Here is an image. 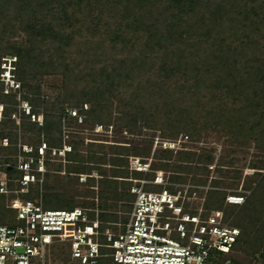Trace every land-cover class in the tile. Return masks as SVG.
Masks as SVG:
<instances>
[{"label":"trees","instance_id":"16d2710c","mask_svg":"<svg viewBox=\"0 0 264 264\" xmlns=\"http://www.w3.org/2000/svg\"><path fill=\"white\" fill-rule=\"evenodd\" d=\"M0 22V65L2 56L14 55L15 78L26 89L21 100L30 105L29 113H23L16 124L11 115L19 101L12 92H3L0 81V139L8 141L0 154V172L10 179L22 173L15 160L12 162L19 151L17 125L23 135L31 134L27 138L33 149L22 151L23 155L37 159V148L44 142V162L49 168L52 149L62 146L67 103L89 102L82 123L90 121L94 126L114 123L130 134L147 128L159 131L162 138L174 139L186 132L198 136L211 125L237 147L254 141L264 151V0H0ZM15 28L24 37L10 41ZM107 48L111 57L96 68ZM116 51L121 56L116 57ZM53 74L62 76L63 95L43 112L39 124L31 115L36 116L35 108L49 102L41 100L40 85L31 81ZM79 82L83 85L78 89ZM79 144L83 142L69 141L67 160L76 163L69 169L91 175L88 181L92 186L96 181L92 175L98 172L97 202L92 200L91 206L101 210L102 229L118 218L108 213L110 209L131 208L134 195L129 192L133 182L127 180V156L146 161L150 152L112 144L108 153L102 143L90 142L84 156L76 152ZM153 158L157 162L150 165L151 170L173 171L170 180L180 183H185L189 174L195 185L207 183L208 166L214 161L211 155L196 156L192 150L162 148H155ZM217 162L220 167L215 165V173L223 179L212 178L213 188L220 184L237 187L241 172L234 169L230 176L229 170L221 168L223 158ZM250 166L256 171L245 181L244 187L250 191L245 200L227 203V191L210 189L205 194L204 216L222 211V222L239 228L230 251L258 255L256 261L264 264V156L259 155ZM131 174L134 179L143 175L135 170ZM147 177L153 178V172ZM229 178L233 180L229 182ZM29 186L18 194L0 192L1 224L22 223L8 203L15 197L23 201L37 197L42 184ZM21 187L17 184L10 189ZM45 189L40 194L44 208L78 205L52 192L49 185ZM168 190L175 191L173 187ZM57 251L64 254V261L68 258L62 247ZM214 253L225 254L212 250L210 255ZM222 259L213 260L220 264ZM233 264L239 262L233 260Z\"/></svg>","mask_w":264,"mask_h":264},{"label":"built area","instance_id":"2783aa9c","mask_svg":"<svg viewBox=\"0 0 264 264\" xmlns=\"http://www.w3.org/2000/svg\"><path fill=\"white\" fill-rule=\"evenodd\" d=\"M14 60V57H10L1 62L3 70L0 79L5 85V92L8 88L20 86L13 71ZM70 104L67 103L64 108L62 123L72 118L82 123L90 104L83 103L80 107ZM2 109L0 104V118ZM25 111L29 113V108ZM99 126L102 127L96 125ZM3 141L6 146L7 139ZM190 142L188 135L183 134L174 139L159 138L155 146L173 151L188 150ZM27 148L24 146L23 151H31V148ZM46 149L42 142L38 147L37 159L28 156L20 161L18 168L21 176L17 179L3 178L0 192L16 194L27 191L25 187L29 184L41 185L43 179L40 175L47 171L41 155ZM52 151L56 153V149ZM65 151L64 145L57 152L64 155ZM147 161L135 156L129 158V170L140 171L144 175L130 185L129 192L134 199L131 208L123 213L124 222H108L109 225L102 229L98 218L101 210L97 206L44 208L42 199L38 197L24 201L17 197L10 199L8 206L15 210V219L22 223L15 226L0 224V264H52V249L56 244L65 247L67 264H97L99 259L106 258L113 264H218L213 259H218L220 253H210L212 250L228 253L239 234V228L223 223L222 211L213 210L204 216L205 196L199 198L198 190L190 189L199 188L200 185L172 182L167 171L151 170ZM150 170L153 172L151 179L146 177ZM245 170L247 176L256 171L254 168ZM12 181L20 184L21 189H10L15 185ZM146 185L160 186L161 189L145 191ZM168 187H173L175 191H169ZM249 192L241 189L230 191L226 195V202L241 204ZM193 198L201 199L199 207H192ZM90 213L93 217L89 216ZM110 226L121 227L122 230L112 231ZM226 263L231 264L230 260H226Z\"/></svg>","mask_w":264,"mask_h":264},{"label":"rangeland","instance_id":"374dc122","mask_svg":"<svg viewBox=\"0 0 264 264\" xmlns=\"http://www.w3.org/2000/svg\"><path fill=\"white\" fill-rule=\"evenodd\" d=\"M3 22V21H2ZM2 22H0V27ZM16 23V22H15ZM8 28V27H7ZM11 28V26H9ZM13 28V27H12ZM10 30L7 32L9 33ZM6 34V33H5ZM9 37L10 41L16 40L19 41L21 38L24 37L23 32L21 30H17L15 28L13 32L11 33ZM8 37V38H9ZM108 42L105 43V46ZM111 51L109 48L105 49V55L102 56L103 61L96 64V68L101 66L102 64H105L111 57ZM14 55H4L1 58V62L3 59L6 58H12ZM121 56V52L116 51V57ZM0 73L2 72V64L0 65ZM1 81V79H0ZM18 81V80H17ZM20 82V81H18ZM32 84H39L41 87V100L48 101L49 103L47 106H39L36 107V116L31 115V120H36L39 122V124L42 123V114L45 112V110L48 111V108L51 106V103L55 102L58 100V98L61 99L63 95V90L61 89L63 79L61 74H53V75H44L41 78H38L37 80L31 81ZM3 85V92L4 93H13L16 95L18 102L17 110L15 113H12V117L16 119V124L19 123V118L22 116V114H27L26 113V108L30 109V105L26 100H21V97L25 94L26 89L21 87V84L18 88H8L7 92H5V85L1 81ZM83 85L82 82H79L76 87L79 89ZM1 86V84H0ZM73 102V101H71ZM74 103V102H73ZM81 103V102H79ZM89 103V102H86ZM2 105V103H0ZM54 104V103H53ZM90 104V103H89ZM22 105V106H21ZM75 106L74 104H70ZM83 103L78 104L76 107L82 106ZM117 103L116 101L113 102V107L112 110L115 114V107ZM23 106H25L23 108ZM67 106V104L65 105ZM88 111V110H87ZM85 114L87 116V113L85 111ZM89 115V114H88ZM15 130L18 133V139H17V146L19 148V151L15 156L12 157V162L17 165V170L21 171L18 168L19 162L22 160H25L27 156L23 155L22 151L24 150V146H28V148L33 149V145L29 144L27 136H31V134L28 135H23L22 132L19 130V125L15 128ZM62 146L60 149L62 150L65 145V151L64 155L62 153L57 152L59 148H55L57 153L51 152V156L53 157L50 161L51 164L49 165V168L46 165L47 171L43 173V175H40V177L43 179L42 181V186L39 189V195L37 196L38 198L42 199V196L40 195L42 192H46L47 190L45 189V186H51L53 188L52 192H56L59 194L64 195L66 200H71L75 204L81 205V206H87V207H93L91 206L92 200H97V180L99 178V175L97 174L98 172L94 171L95 176V184L92 186V182L88 181V176L86 174H83V177H80V174L75 173L70 171V166L75 165L76 163H71L70 161L67 160V152L70 151V146H69V141H74L75 143L77 142H83V144H79V147L76 152H79L80 154L86 156L87 155V150L89 148L90 142H94V144L102 143L104 145V151L110 153L112 151L111 145L112 144H118V145H126V146H131V147H140L145 150H149L150 155L148 158V161L150 165L152 163H156L157 159L153 158V152L155 148H160L159 146H155L156 140L159 138H162V134H160L159 131L151 130V129H144L142 128L140 131H137L135 133L137 134H130V132L127 131L125 128H120L119 125L113 123L112 126L109 127H96L94 126L90 121L86 123H80L78 122L75 118L69 119L68 121H65L62 123ZM183 134H188L189 140L191 139V142L188 144V147L196 153L197 155L203 154V155H211L214 158L212 167L208 169L210 170V175L207 179V183L205 185H200L201 187L199 188H190V189H195L198 190V197L205 196L206 191L210 189H217V190H224L227 191V194L230 193V191H236V190H249L244 187L245 181L247 180L248 176L246 175L247 172H245L247 168H252L250 164H252L254 161L257 160L259 155L264 156V151L260 150L257 148L254 144V141H251L247 146L244 147H237L235 144H231L230 141H228L226 135L224 132L217 131L213 126L208 125L203 129V131L198 134V136L191 137L189 133H180V135ZM43 140V138H41ZM150 140L152 142H150ZM8 142V141H7ZM5 141L3 139H0V154L3 150L6 149V146L3 144ZM42 143V142H41ZM95 147L96 146H92ZM27 148V150H29ZM38 149V148H37ZM73 151V150H72ZM21 153L18 155V153ZM26 152V151H24ZM39 153V151H38ZM45 150L44 154L41 155V159H45ZM17 156V158H16ZM128 158V165H129V158L131 156H127ZM142 159V157H139ZM223 158L224 165L221 166V168H226L225 170H229V174H233V170L236 169L239 172H241V179L239 181V185L236 187L235 185H223L220 184L218 187L213 188L211 185V180L212 178L217 177V179L222 180L223 177H219L217 173H215V165H217V160ZM174 161V158L172 157L171 162ZM109 167V165H101ZM217 167H220L217 165ZM10 168V167H9ZM129 169V168H128ZM167 171L166 174L168 176H171L173 174V171L165 170ZM152 172L151 170L147 173V175ZM144 175V174H143ZM142 175V176H143ZM142 176L140 178H142ZM188 180L186 181L187 183H191V175L187 174L186 175ZM3 173L0 172V181L5 178ZM147 177V176H146ZM129 179L132 178V182H135V179L133 178L131 171L129 170ZM13 179V178H11ZM233 179H228L229 182H231ZM12 184H15L14 187L17 186L15 181L11 182ZM13 186V185H12ZM203 186V187H202ZM29 185L25 187V189H29ZM34 187V186H33ZM158 187L153 186V185H146L145 186V191H158ZM19 192V191H18ZM18 192L16 194H18ZM11 194V193H9ZM7 194V195H9ZM6 195V194H5ZM94 196V197H93ZM7 196H6V201H7ZM226 199V198H225ZM97 202V201H94ZM201 199L198 198H193L192 200V207H199L201 203ZM120 205V204H119ZM58 205L52 204V207H55ZM65 209H70L69 206L65 205L63 206ZM108 213H114V215H117L118 218L116 221L118 222H124V209L122 207H115V209H110ZM109 220V219H108ZM115 220V219H113ZM114 221V222H116ZM113 222V221H111ZM1 224V223H0ZM110 229L112 231H121V227H116V226H110ZM102 240V238H101ZM62 247L63 250H65V247L61 244H56L54 248L52 249V255H53V261L52 264H67L63 257V255H58V248ZM67 250V249H66ZM259 256L257 255L256 257H252L251 255H245L241 253L240 251H229L228 253L225 254H220V257H218V260L222 261L220 264H227L226 260H230L231 264L233 263V260H236L239 262V264H259L257 260ZM220 258V259H219ZM75 262V261H74ZM97 264H113L111 260L109 259H99ZM230 264V263H228Z\"/></svg>","mask_w":264,"mask_h":264},{"label":"clouds","instance_id":"9594fccd","mask_svg":"<svg viewBox=\"0 0 264 264\" xmlns=\"http://www.w3.org/2000/svg\"><path fill=\"white\" fill-rule=\"evenodd\" d=\"M14 71V70H13Z\"/></svg>","mask_w":264,"mask_h":264}]
</instances>
